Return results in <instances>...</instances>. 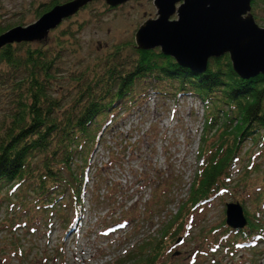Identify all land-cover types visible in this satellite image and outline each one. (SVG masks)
Returning <instances> with one entry per match:
<instances>
[{"label": "rangeland", "instance_id": "1", "mask_svg": "<svg viewBox=\"0 0 264 264\" xmlns=\"http://www.w3.org/2000/svg\"><path fill=\"white\" fill-rule=\"evenodd\" d=\"M50 1L0 0V27L11 29L36 22L42 15L38 14L43 11L41 5ZM258 15L261 20L256 23L264 26L263 8ZM156 16L152 0H129L116 7L108 6L104 0H91L87 7L61 21L50 30L49 44L54 46V39L62 32L75 31V38L70 40L75 52L63 61L62 86L70 84L68 70L94 62L101 65L115 46L125 42L135 45V31L144 20ZM82 22L85 26L80 31ZM123 49L121 56H133L130 48ZM170 88L169 80H137L134 90L140 95L135 102L99 117V124L103 122L107 128L88 152H92L88 160L90 178L81 201L86 220L80 221L78 231L65 230L61 219L62 213L71 218L80 210L71 208L74 194L71 199L65 197L67 207L48 214L54 222L47 226L48 221L44 220L48 216L42 217L41 211L25 212L24 200H31L34 194L27 191L22 197L21 186L12 192L4 186L0 191V264H132L127 254L133 253L141 241L160 238L165 222L172 221L189 194L194 174L202 163L198 152L207 130L206 108L200 98L191 93L166 94ZM2 105L0 101V129L5 112ZM98 129L97 126L95 130ZM260 135L262 138L256 135L255 139H245L231 182L187 216L190 226L180 233L181 241H167L168 248L157 264H264L263 240L249 247L239 237L237 245L226 248L219 238L227 203L245 199L243 209H254L252 192L264 181V130ZM208 139L209 144L213 143V137ZM77 162L81 164L79 157ZM111 184L119 186L114 205L107 204L105 198L98 202L97 194L105 197ZM212 228L215 232L210 240H203Z\"/></svg>", "mask_w": 264, "mask_h": 264}, {"label": "trees", "instance_id": "2", "mask_svg": "<svg viewBox=\"0 0 264 264\" xmlns=\"http://www.w3.org/2000/svg\"><path fill=\"white\" fill-rule=\"evenodd\" d=\"M59 3L60 0H52L43 4V11L37 8V13L43 14ZM260 8L264 9V0L251 1V11L258 22ZM83 26L82 22L78 29L81 31ZM7 28L0 27V34ZM73 32H62L54 39V46L47 37L36 46L35 42L20 41L0 47V101L5 111L0 129V191L7 186L12 192L18 185L22 187V197L27 191L34 194L31 200H24L25 212L39 210L42 217L67 207L64 202L67 195L74 194L71 208L80 209L84 199L83 176L92 153L88 152L107 127L103 122L99 124V117L135 102L140 95L134 90L137 80L141 82L147 77L159 83L169 80L173 89L166 94L191 93L200 98L206 108L207 130L198 152L202 163L178 213L170 223L165 222L160 238L141 241L138 250L127 254L132 264H157L168 242L176 241L183 229L190 226L187 216L221 193L226 182H231L245 139H255L256 135L262 138L264 74L240 78L229 55L211 57L205 72H195L162 54L159 47L141 50L132 42H125L104 56L102 66L94 62L68 70L70 84L64 87L63 61L75 52L70 41L75 38ZM124 47L130 48L133 56L128 59L121 56ZM144 88L142 85L146 91ZM68 98L71 99L66 101ZM97 126L99 133L95 130ZM208 137H213V143H208ZM114 188L119 186L107 190L110 205H114L111 198L117 194ZM252 193L254 209L244 208L248 224L243 229H231L223 221L222 235L219 233L222 247H234L239 237L249 247L264 241V181ZM244 202L241 199L242 205ZM65 215H61L64 229L74 228L75 220ZM44 221H48L47 226L54 222L51 216ZM214 232L209 229L203 240H210Z\"/></svg>", "mask_w": 264, "mask_h": 264}, {"label": "water", "instance_id": "3", "mask_svg": "<svg viewBox=\"0 0 264 264\" xmlns=\"http://www.w3.org/2000/svg\"><path fill=\"white\" fill-rule=\"evenodd\" d=\"M112 7L129 0H104ZM252 0H152L158 16L146 19L134 33L141 50L156 47L181 67L205 72L210 58L229 55L240 78L264 74V26L251 11ZM91 0L59 3L27 26L18 25L0 34V47L21 42H40L61 21L76 14ZM225 223L243 229L247 222L240 201L227 203ZM181 238H177L176 243Z\"/></svg>", "mask_w": 264, "mask_h": 264}, {"label": "built area", "instance_id": "4", "mask_svg": "<svg viewBox=\"0 0 264 264\" xmlns=\"http://www.w3.org/2000/svg\"><path fill=\"white\" fill-rule=\"evenodd\" d=\"M90 167H91V166H90ZM90 167H89V168H90ZM98 169H99V168H98ZM98 169L95 167V170H98ZM85 186H86V185H85Z\"/></svg>", "mask_w": 264, "mask_h": 264}]
</instances>
